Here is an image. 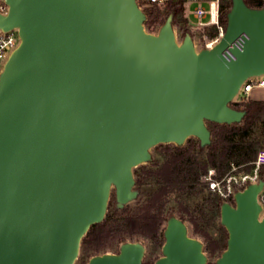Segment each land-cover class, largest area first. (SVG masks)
Listing matches in <instances>:
<instances>
[{
	"label": "water",
	"instance_id": "1",
	"mask_svg": "<svg viewBox=\"0 0 264 264\" xmlns=\"http://www.w3.org/2000/svg\"><path fill=\"white\" fill-rule=\"evenodd\" d=\"M2 31L17 47L0 72V264H75L80 243L134 201L133 169L157 145L210 144L206 123H239L243 82L264 75V6L231 0L223 36L197 49L178 41L169 15L144 29L137 0H7ZM244 50L222 51L240 34ZM263 181L223 202L226 248L215 264H264ZM154 264H207L201 241L170 217ZM127 242L87 264H142Z\"/></svg>",
	"mask_w": 264,
	"mask_h": 264
},
{
	"label": "trees",
	"instance_id": "2",
	"mask_svg": "<svg viewBox=\"0 0 264 264\" xmlns=\"http://www.w3.org/2000/svg\"><path fill=\"white\" fill-rule=\"evenodd\" d=\"M243 1L251 9L264 6V0ZM230 8L231 0H219V23L224 30ZM141 9L146 18L144 29L149 33H156L170 15L178 41L189 35L202 49L205 41L217 36L214 26L191 29L182 0ZM230 107L244 112L243 118L230 125L207 122L209 145L201 147L198 139L190 137L182 145L161 144L151 149L150 161L133 169L136 199L117 209L111 191L105 217L82 238L75 264H86L100 254L117 253L127 242L142 243V264H154L161 255L163 231L170 217L186 224L190 236L201 241L207 264H215L227 241V232L220 224L224 200L209 190L203 178L209 170L214 171L216 181L228 175L251 173L256 153L264 149V100L233 101ZM257 176L264 182V166ZM226 201L233 204L232 198Z\"/></svg>",
	"mask_w": 264,
	"mask_h": 264
},
{
	"label": "built area",
	"instance_id": "3",
	"mask_svg": "<svg viewBox=\"0 0 264 264\" xmlns=\"http://www.w3.org/2000/svg\"><path fill=\"white\" fill-rule=\"evenodd\" d=\"M173 0H137L139 7L142 6H158L162 7L166 3ZM184 6L189 3H205L207 9L201 5L193 8L192 17L197 22L192 25L193 29L201 30L206 26H214L217 29V36L213 40L205 41L204 48L212 47L224 33V28L219 23V0H182ZM8 13L7 0H0V16H5ZM247 36L242 33L236 37L221 53V56L226 60H234L233 49L237 51H243ZM19 38L17 31H2L0 29V62L3 61L18 45ZM264 76V75H263ZM263 76L251 77L246 79L241 85L237 96L239 97L237 101H244L248 99V96L256 90H264V79ZM236 96V97H237ZM261 166H264V149L258 150L253 162V170L251 173H241L238 175H228L220 181L213 179L214 171L209 170L207 175L203 178V181L207 183L208 188L211 192L219 195L224 202L229 198H232L236 191L243 190L247 185L257 183L258 180V170ZM258 202L264 210V187L260 195L258 196Z\"/></svg>",
	"mask_w": 264,
	"mask_h": 264
},
{
	"label": "rangeland",
	"instance_id": "4",
	"mask_svg": "<svg viewBox=\"0 0 264 264\" xmlns=\"http://www.w3.org/2000/svg\"><path fill=\"white\" fill-rule=\"evenodd\" d=\"M198 5H201L207 9V5L205 3L198 4V3L194 2V3H189L185 6V17L187 18L188 24L191 26V29L193 31H196V30L192 28L193 27L192 25H194L197 21L195 19H193L192 12H193V8L198 6ZM196 48L199 50L198 45L196 46ZM8 57H9V54L7 55V57L5 59H3V61L0 62V72H1L4 64L6 63ZM262 78L264 79V76ZM238 98H239L238 96L235 97L234 101H237ZM254 98L258 99V100H264V90L255 91L254 93H252L248 96V99H254ZM261 216H264V210L262 211Z\"/></svg>",
	"mask_w": 264,
	"mask_h": 264
},
{
	"label": "crops",
	"instance_id": "5",
	"mask_svg": "<svg viewBox=\"0 0 264 264\" xmlns=\"http://www.w3.org/2000/svg\"><path fill=\"white\" fill-rule=\"evenodd\" d=\"M256 91H261V90H256ZM254 92H255V91H254ZM254 92H253V93H254ZM254 99H255V98H254ZM255 100H258V99H255Z\"/></svg>",
	"mask_w": 264,
	"mask_h": 264
}]
</instances>
